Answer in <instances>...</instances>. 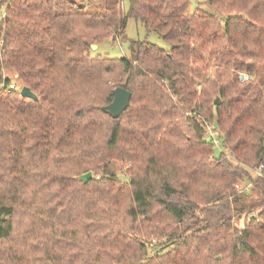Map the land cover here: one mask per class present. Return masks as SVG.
<instances>
[{
    "label": "trees",
    "instance_id": "obj_1",
    "mask_svg": "<svg viewBox=\"0 0 264 264\" xmlns=\"http://www.w3.org/2000/svg\"><path fill=\"white\" fill-rule=\"evenodd\" d=\"M127 1L0 0V264H264V0ZM128 18L169 48L92 56Z\"/></svg>",
    "mask_w": 264,
    "mask_h": 264
},
{
    "label": "rangeland",
    "instance_id": "obj_2",
    "mask_svg": "<svg viewBox=\"0 0 264 264\" xmlns=\"http://www.w3.org/2000/svg\"><path fill=\"white\" fill-rule=\"evenodd\" d=\"M65 1L69 3L70 5H72L74 8L80 7L85 10H94L95 8L98 7V5L102 4L103 2V0H65ZM128 5L129 4L127 0H121L120 6H121V10L123 13H126L128 9ZM194 10H195V7L191 5L190 11H194ZM3 11H4V7H1L0 14H3ZM144 38H147L149 42L155 43L161 48H165V49L169 48L168 43H166L158 34L151 33L149 36L146 37V30H145L144 25L141 22L136 21L135 19L128 18L126 21V26H125V38L121 34H117L114 37L107 38L102 43L93 44V45H96V48L91 50V54L92 56L101 55L105 58L129 57L128 45H129L130 40L138 41V40H143ZM2 73L4 77L9 78L10 83H12L16 87V89L19 91V89L23 85L18 80L15 72L10 69H3ZM241 74L242 72H240L239 75ZM207 123L209 124V127H211V129H214V126L211 122H207ZM215 137L216 136L213 135V139H215ZM205 138L207 139V135ZM216 142L218 146L214 144V150H215L214 155L224 152L228 157H230L229 154H227V152L225 151V149H223L220 146V138H218V136L216 138ZM128 166L129 165L127 163L119 164L117 176H118V179H120L121 181H126L128 179V176H129ZM248 170L250 171L252 176L257 175L255 172V169L248 168ZM92 179H94L93 173H92ZM236 189H238L239 191H247V192L250 191L249 184H247L246 182H239L236 185ZM246 218L247 217L245 215H242L240 217H234L233 218L234 226L238 229L242 228L244 226ZM156 244H157V240L154 239L148 245V255L149 256L159 255L161 253L168 251L172 247L170 244H168L165 241H162L161 243H159L161 245H156Z\"/></svg>",
    "mask_w": 264,
    "mask_h": 264
},
{
    "label": "water",
    "instance_id": "obj_3",
    "mask_svg": "<svg viewBox=\"0 0 264 264\" xmlns=\"http://www.w3.org/2000/svg\"><path fill=\"white\" fill-rule=\"evenodd\" d=\"M96 45H92L91 49H95ZM19 95L24 98H29L34 101H37V96L30 90L27 86H22L19 91ZM131 98V92L127 89H124L122 87H116L112 90V100L111 102L106 106L102 107L101 110L111 116L112 118L116 119L120 116V114L129 106ZM218 100L215 99L213 104L217 105ZM92 179V173L86 172L78 176V180L87 183Z\"/></svg>",
    "mask_w": 264,
    "mask_h": 264
},
{
    "label": "built area",
    "instance_id": "obj_4",
    "mask_svg": "<svg viewBox=\"0 0 264 264\" xmlns=\"http://www.w3.org/2000/svg\"><path fill=\"white\" fill-rule=\"evenodd\" d=\"M240 79L241 80H247L248 79V75H246V74H241L240 75ZM1 86H3V85H1ZM10 89H16V87L12 84V83H10L9 85H8V90H10ZM203 125H204V130H205V137H206V135H207V139L214 145V144H216V146H218L217 145V142H216V138H217V136H218V132L216 131V130H214V129H211V127H209V124L206 122V121H204L203 122ZM209 134H208V133ZM213 135H215L216 137H215V139H213ZM261 170H262V165H260L257 169H255V172H256V174L257 175H261ZM238 188V187H237Z\"/></svg>",
    "mask_w": 264,
    "mask_h": 264
}]
</instances>
